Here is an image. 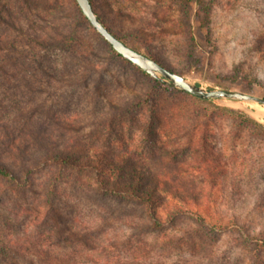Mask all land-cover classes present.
Listing matches in <instances>:
<instances>
[{"label":"rangeland","instance_id":"obj_1","mask_svg":"<svg viewBox=\"0 0 264 264\" xmlns=\"http://www.w3.org/2000/svg\"><path fill=\"white\" fill-rule=\"evenodd\" d=\"M58 1L62 16L52 0H0V50L26 52L31 60L45 58L40 70L18 80L10 72L4 79L8 90L1 114L17 111L34 118V130L71 152L102 148L127 154L155 172L163 164L167 176L179 179L184 195L194 201L181 203L162 192L161 212L178 207L185 213L150 230L134 202L88 190V174L40 165L22 180L27 189L12 190L6 183L10 200L0 212L14 235L22 230L28 234L38 222L32 210H48L51 204V219L37 227L52 231L48 237L59 241L58 253L72 254L76 264H264V247L259 246L264 239V106L206 102L155 88L150 78L111 53L95 31L76 23L70 0ZM93 4L129 46L190 82L264 96V0H212L205 30L194 19L196 8L188 19L176 0ZM45 8L48 15L41 16ZM72 21L80 42L69 41L72 47L66 52L31 43L32 34ZM77 57H85L92 69ZM156 107L163 110L154 120L149 111ZM170 108L176 116L165 118ZM201 125L206 144L202 152H194L193 131ZM188 132L195 134L192 144L185 140ZM203 163L215 168L208 174L195 168ZM176 167L187 172L177 173ZM20 208L29 212L18 214Z\"/></svg>","mask_w":264,"mask_h":264},{"label":"trees","instance_id":"obj_2","mask_svg":"<svg viewBox=\"0 0 264 264\" xmlns=\"http://www.w3.org/2000/svg\"><path fill=\"white\" fill-rule=\"evenodd\" d=\"M52 1V6H54L55 11H57V15H64L65 12L62 11L61 3L58 0ZM88 1L99 21L111 34L129 48L140 52L136 47L129 46L122 37L109 27V23L103 19L102 15L94 10L93 0ZM176 2L188 19L192 9L196 8L194 10V19L198 28L203 30L207 28V18L211 12L212 0H176ZM70 3H72L77 11L76 23L84 24L86 27L93 30L86 18L82 15V11L78 8L76 1L70 0ZM40 13L42 14L41 16H47L48 9L46 10L45 8ZM2 23L8 28H12L10 23L4 21H2ZM76 23L73 21L71 23L55 22L53 25L48 26L49 29H46L51 30L49 33H43L42 35L32 34L30 39L31 43L34 42L36 46H41L45 49H58L59 52H66L67 48L72 47L69 41L72 40L74 43L80 42L79 36L75 30ZM43 27L45 30L46 26ZM96 34L100 37L101 41L107 45L111 53L121 61L131 64L118 55L98 33ZM6 37L7 40H10L7 33ZM190 40L192 41V38H190ZM89 53H91V51H89ZM150 57L161 64L156 58ZM78 58H81L79 62H83V65L87 66L88 70L92 69L91 67L93 66L91 63L86 62L85 57H77L76 59ZM39 59L40 60H31L30 55L26 52L16 51V53L11 54L9 51L0 50V107L5 106L3 104V99L7 97L6 90H8V87L4 83V79L10 76V72L14 74V77L18 80L17 77L20 75L23 76L28 72H33L35 69L40 70L43 67L45 58ZM133 67L143 76L150 78L155 88H163L168 91L184 93L164 85L135 66ZM170 71L182 76L177 71ZM40 72L43 73V71ZM43 75L50 76L48 74L46 75V72L43 73ZM22 80L20 82H22ZM246 86H249V84ZM17 87L18 89L21 88L19 85ZM184 94L189 95L187 93ZM190 96L197 100H203V98L199 99L192 95ZM203 101L215 102L216 100ZM162 110H158V107H156L149 112L153 114V119L155 120V118L162 113ZM166 112L167 115H164L165 118L168 116V118L176 116L174 108H170ZM170 113L174 115H170ZM243 120L246 121V119ZM168 121L170 122V120ZM35 123L36 120L34 118L20 116L17 111L13 116H7L0 112V211L4 212L3 207L5 206L6 199L7 201L10 200V197L6 194V183L11 185L12 190L27 189L28 185H25L22 180L30 176L31 172L37 170L40 165L45 167L52 166V168L56 170H70L76 172V175L88 174V180L90 181L85 182L88 190L90 189L92 192L103 197L113 196L124 201L134 202L143 211L144 217L147 219L144 225L149 227L150 230L161 229L165 224L175 221L177 217L185 213V210H181L178 207L172 211L161 212L160 210L164 199V197H162V192H166L181 203H186L188 199L194 201L193 196L191 197V195H189V197H187L184 195L182 192L184 185L179 179L174 178L172 181L170 179L171 177L169 178L167 176L168 173L165 171L166 169H164L163 164L157 165L160 169L155 172L152 169L153 167H150L148 164L137 165L132 158L126 156L127 154L117 156L112 153L103 152L104 149L102 148H93L87 151L75 149L71 152L68 149H63L62 147L50 143L51 141H48L50 140V135L46 137L47 135L41 130L33 129L32 124ZM160 126L159 124V127ZM204 127L205 126L201 125L200 128L193 131L195 134L197 132L196 136L193 132L185 134L187 143L190 142L192 144L190 140L193 134V136L196 137L195 142L197 143L194 152H202L204 149L206 144V138L204 137L206 132H204ZM161 128L163 127L161 126ZM25 156H27V158ZM110 158H112L111 161H109ZM212 166L214 165L211 163H203L200 167L195 166V168H201L208 174L215 168ZM174 170L177 173L187 172L186 167H184L183 170L176 167ZM12 190L11 192L13 193L14 191ZM1 198H4V201H1ZM19 211L18 214L23 211V214L29 212L26 209L22 210V208H20ZM32 212L38 217V222L32 227L28 234L22 230L19 231L20 235H14L13 229L8 227L5 214H1L0 212V264H76L72 254L58 253L57 250L60 248L59 241L53 242L48 237L49 234L51 235L52 231H39V227H37L40 223L43 224L47 219H51L52 205L50 204L48 206V210L38 206L32 210ZM34 227L35 229H33ZM85 232H88V230L85 229ZM72 235L74 234L70 235L71 238ZM259 246L264 247V239Z\"/></svg>","mask_w":264,"mask_h":264},{"label":"water","instance_id":"obj_3","mask_svg":"<svg viewBox=\"0 0 264 264\" xmlns=\"http://www.w3.org/2000/svg\"><path fill=\"white\" fill-rule=\"evenodd\" d=\"M75 1L80 11H82V15L86 18L93 30L98 33L118 55L151 78L178 91L187 93L199 99L203 98V100L253 102L264 106V97H256L234 90L206 89L190 82L183 76L173 73L149 56L129 48L126 44L111 34L99 21L88 0Z\"/></svg>","mask_w":264,"mask_h":264},{"label":"bare ground","instance_id":"obj_4","mask_svg":"<svg viewBox=\"0 0 264 264\" xmlns=\"http://www.w3.org/2000/svg\"><path fill=\"white\" fill-rule=\"evenodd\" d=\"M256 109V108H255ZM256 112H257V109H256ZM258 113V112H257ZM264 114V113H263Z\"/></svg>","mask_w":264,"mask_h":264}]
</instances>
